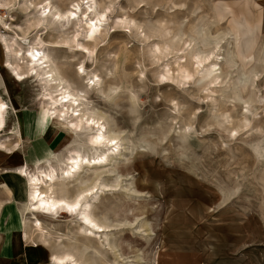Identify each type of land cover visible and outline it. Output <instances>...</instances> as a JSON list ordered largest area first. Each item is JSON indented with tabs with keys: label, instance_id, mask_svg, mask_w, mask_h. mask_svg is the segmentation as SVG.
I'll return each instance as SVG.
<instances>
[{
	"label": "rangeland",
	"instance_id": "1",
	"mask_svg": "<svg viewBox=\"0 0 264 264\" xmlns=\"http://www.w3.org/2000/svg\"><path fill=\"white\" fill-rule=\"evenodd\" d=\"M2 1L0 217L9 205L26 219L33 264H50L54 252L88 264H264V0ZM47 3L52 12L74 11L68 27L41 16ZM89 20L98 23L91 41L84 37ZM32 47L46 56L54 85L80 97L78 114L101 118L106 135L118 138L121 155L87 168L84 184L53 190L72 197L81 186L116 185L91 201L97 220L120 224L107 233L115 252L97 248L66 215L36 213L47 231L41 238L34 216L24 213L29 176L50 166L60 174L71 149L90 156L104 149L90 148L86 131L71 133L59 109L47 117L45 96L56 97V87H44V65L32 77ZM211 62L219 68L215 85L205 76ZM44 108L58 131L54 151L22 164L32 139L21 112H41L46 123ZM96 131L92 124L88 134ZM84 241L95 249L83 255Z\"/></svg>",
	"mask_w": 264,
	"mask_h": 264
},
{
	"label": "bare ground",
	"instance_id": "2",
	"mask_svg": "<svg viewBox=\"0 0 264 264\" xmlns=\"http://www.w3.org/2000/svg\"><path fill=\"white\" fill-rule=\"evenodd\" d=\"M7 8L8 3L0 0V10H4ZM39 10H41V16L48 12V14L50 13L52 15V18L54 20L61 22V26L64 27H68L70 25L72 18L75 15L73 10H68L65 12L56 10L55 12H52V8L48 3L45 6L43 5ZM89 10L90 8H88L86 11H82L81 14H86V12ZM86 25L87 27L84 37L86 38V40L91 41L98 31V23L97 21L94 23L92 22V20H89L88 22H86ZM40 26L42 25L40 24ZM4 49L5 51L8 50V46L6 44ZM27 52L28 55L26 56H28V64L32 66L30 68V72H33L31 73L33 74L32 77L37 78L40 73L36 70L40 69L41 65H44V79L43 77L41 79L43 81L44 87H56V89L54 90V93H56V97L53 96V92H48L45 96L47 97L45 99H50V102L48 103L50 105L48 113L50 112L51 115L48 114L47 117L51 118V116L55 114V110L59 109V114L57 117L59 120L66 121V124L68 125L69 131L71 133L80 134L86 131V141L89 147L96 148V150L97 148L104 149L94 156H90L89 154H82L78 149H71L69 151V154H67L64 159L59 161L60 164L63 165V167L60 169V174H57V171L52 166H50L49 170L42 171L40 175L29 176L27 180V184L29 186V203L26 204L25 208L23 209L24 213L34 216V222L31 223L32 228L33 231H35L41 238L47 235V231H45V227L43 226L42 221L35 216L36 213L41 212L42 215L52 217L53 219L58 216L60 217V215H66L70 217L75 224H77L78 232L84 238L88 240L93 239L97 242V248H99L100 250L106 249V251L115 252L116 248L108 241L107 233L117 230L120 224L109 225L110 223L108 224V222L106 223L97 220L93 214L91 201L98 199L99 193L102 194L105 191L110 190L112 186L116 185H111L110 187V185L100 182L99 184L85 185L83 187L81 186V189H78V192L72 197L54 196L53 190L54 186L57 184L62 187L66 185H72V183H74V185H77L79 181V185L84 184L85 180L83 179L85 177H81V175L84 174V172L86 173L85 170H87V168H98V166L103 167L113 160V156L121 155L119 154L120 144L118 138L116 136L106 135L105 124L100 123L101 118H98L96 120L92 117L86 118L85 112H83L81 116L78 114L77 111L79 110L78 108L81 105L80 103H78V99L80 97L77 98V95L68 92L65 89L66 86L60 89V83L58 85H54V76L50 71H46L44 69L45 67H47V65L45 64L46 62L44 61L46 59V56L42 54L39 49L32 47L30 49H27ZM208 56L202 60H199L197 62V65H201L204 61L209 60L210 57ZM211 63L212 64L208 68L205 76L211 77V83H214L215 85V83H218L219 79V76L215 75L219 68L217 67V63ZM184 73L186 78L190 76L188 72L185 71ZM16 76L19 80H22L24 77V75L22 77V75L19 73H16ZM45 91H47L46 88ZM5 108H7L6 104L2 100H0V135L6 127ZM70 114L71 116H69ZM73 116H75V118H72ZM92 124L94 126L97 125V131L94 134H88V130H91ZM41 185H44V188H42ZM23 223L25 227L26 219ZM25 237H27L26 230ZM76 244H78L77 240L74 242V245ZM81 246H83L84 248L83 255L88 253L89 248L95 249V245L91 246L85 241ZM98 252L99 251L97 250L96 253ZM79 257H76V255L72 252H54L53 254H50L48 261L50 262V264H88L86 257L81 255H79ZM82 258L83 261H81ZM116 263L117 262H115V264Z\"/></svg>",
	"mask_w": 264,
	"mask_h": 264
},
{
	"label": "crops",
	"instance_id": "3",
	"mask_svg": "<svg viewBox=\"0 0 264 264\" xmlns=\"http://www.w3.org/2000/svg\"><path fill=\"white\" fill-rule=\"evenodd\" d=\"M45 110L44 108L42 113L47 119ZM41 118V112L36 115L21 112L23 133L27 138L32 139L26 153H21L19 157L18 161L22 164L44 161L54 151L53 145L58 136L57 127L54 126L53 120L47 119L45 123ZM41 123L44 126L41 127ZM16 150L12 149L11 154ZM8 203L9 201L6 200L3 205ZM20 216V213L12 210L9 205L2 212L0 217L2 218L0 221V264H33L32 259L36 251L32 249L25 237V228Z\"/></svg>",
	"mask_w": 264,
	"mask_h": 264
}]
</instances>
